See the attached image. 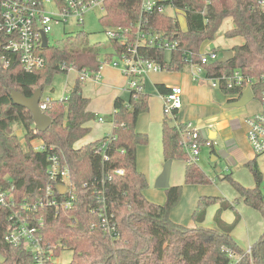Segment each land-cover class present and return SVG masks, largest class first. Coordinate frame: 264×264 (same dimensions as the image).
<instances>
[{"label":"trees","instance_id":"16d2710c","mask_svg":"<svg viewBox=\"0 0 264 264\" xmlns=\"http://www.w3.org/2000/svg\"><path fill=\"white\" fill-rule=\"evenodd\" d=\"M175 12L185 19L179 20L166 13L148 15V26L160 30L169 39L177 41L176 49L168 53L145 46L140 51L148 58L162 63L166 70H183L192 54L196 61L200 44L214 38L225 18H231L232 27L226 37H241L242 42L233 45V57L225 63L215 61L204 65L207 77L231 73L235 69L245 75L257 77L264 71V3L260 0H170ZM101 23L108 27H133L138 14V0H105ZM77 36H68L64 45L37 47L45 63L26 71L16 52L0 49V185H13L16 202L34 200L47 183L48 156L57 153L69 171L70 185L66 193L56 191L57 199L65 200L69 191L74 195L72 205L59 210L45 209L43 227L45 242L56 245L55 255L67 248L73 252L68 264H229L230 254L240 255L235 264H264V232L250 246V253L242 250L229 232L234 222L221 220V212L233 208V203L220 196L202 195L193 212V219L201 223L206 208L219 204L214 215L218 228L205 226L187 227L170 219L171 209L178 203L182 185L164 188L163 203L150 201L144 195L148 187L147 177L137 169V147L148 142L146 133L136 130L137 118L148 111L149 94L128 89L127 99L117 97L111 114L112 130L108 135L79 147L75 142L89 131L88 121L96 118L87 111L88 99L82 94L84 80L81 72L94 76L101 65L120 56L124 46L108 39L110 49L89 48L81 45ZM106 49L102 53L101 49ZM169 54L166 59L165 54ZM221 56V55H220ZM4 58V61H2ZM7 59V63L5 60ZM189 67V65H188ZM75 68L79 75L64 98H42L44 113L51 119L43 132L37 131L31 112L17 105L10 97V89L31 96L37 88L51 84L56 73H67ZM158 92L169 91L164 84H157ZM226 94L234 90L222 88ZM177 116V110H173ZM173 122L174 125H171ZM24 129L22 144L14 132V125ZM183 123H175L164 115L161 143L164 160L185 161L184 182L207 184L206 173L197 163L188 161V155L180 144ZM41 139L46 150H35L32 140ZM107 140L103 152L97 149ZM245 165L253 174L255 185L245 187L231 177V182L246 205L264 216V195L260 190L262 173L256 158ZM122 169L118 174L115 169ZM105 207L117 236L110 238L102 229L99 212ZM11 209L0 205V264H36L32 253L23 246H13L4 236L9 230ZM238 218V213H236ZM236 221V219H235ZM44 264H60L45 262Z\"/></svg>","mask_w":264,"mask_h":264},{"label":"built area","instance_id":"2783aa9c","mask_svg":"<svg viewBox=\"0 0 264 264\" xmlns=\"http://www.w3.org/2000/svg\"><path fill=\"white\" fill-rule=\"evenodd\" d=\"M49 2L53 4L55 10L46 8ZM104 2L105 0H0V49L3 52H16L19 55V62L26 71L38 68L45 63V58L36 50L37 47H42V32L47 36L53 24L66 22L70 18H74L77 24H81L87 10L96 7L104 12ZM260 2L264 3V0ZM169 8L175 10L170 0H138V14L133 27L106 28L107 38L118 41L124 46V52L120 56L106 63L121 71L127 80V89L142 91L141 78L143 76H147L150 72L166 70L162 63L148 58L140 51V47L145 46L168 53L176 49V40L169 39L160 30L148 26V15L167 14ZM219 57L217 51L212 48L208 52H198L196 61L190 53L187 61L189 68L197 71L193 74L195 79L198 77V72L203 71L205 78L210 81L213 88L223 90L224 87L234 90L227 94L229 101L238 100L243 92L250 88L252 98L246 104L253 100L256 101L258 111L245 115L243 106L235 107L242 109L235 117L241 116V122L245 126V137L253 153L256 155L264 153V71L257 77L245 75L238 69L231 73L207 77L204 65ZM2 59L4 61V58ZM7 62L6 59L5 63ZM97 74L98 72L94 77ZM87 77H90L88 73L81 72V79L85 81ZM182 103V88L178 85L169 87V91L163 94L164 114L171 117L176 124L179 122L173 110L180 109ZM40 107L42 110L45 107L41 99ZM183 124V128L180 129V144L188 155V161L197 163L204 148L211 150L219 148L207 133L203 132V129L213 125V122L200 120ZM106 143L107 140L102 142L97 151L103 152ZM32 146L39 151L47 148L41 139L36 142L32 140ZM122 171V169H115L118 174ZM59 185L66 187L63 193L68 191L69 171L55 152L48 156L47 183L41 194L34 200L23 199L16 202L13 185L9 188L0 185V205L11 209L9 217L11 226L4 238L13 246H23L28 249L36 264L53 262V257L56 256L54 252L56 245L47 243L44 239L45 209L55 207L57 212L65 210L72 205L75 198L69 191L65 200L57 199L56 191H59ZM101 209L99 217L102 229L110 238H115L117 236L116 227L105 213V207ZM246 252L250 253V247ZM230 257L232 261L229 264H235L240 259V255L236 254H230Z\"/></svg>","mask_w":264,"mask_h":264},{"label":"rangeland","instance_id":"374dc122","mask_svg":"<svg viewBox=\"0 0 264 264\" xmlns=\"http://www.w3.org/2000/svg\"><path fill=\"white\" fill-rule=\"evenodd\" d=\"M46 8L50 10H55L54 6L51 2L46 4ZM167 14L173 16L174 18L179 20V23L182 27L185 26V19L184 16L178 12H175L174 9L169 8L167 10ZM102 15V11L100 9L94 7L86 11L83 15V23L77 24L74 18L68 19L66 22H60L59 24H53L51 26L50 31L47 34L49 46H63L64 41H66L68 36H77L78 43L75 46H79L82 44L83 41L86 42V46L89 48L99 49L100 47H106V49H110L108 45V38L105 33V30L108 26H104L101 21L100 17ZM232 27V20L231 18H225L221 23L219 29L214 35V38L211 40H205L200 44L199 52H208L210 49H215L217 53L222 55V52L225 50L230 49L233 45L239 44L242 42L241 37H226L225 31ZM106 49H101L102 53L106 51ZM166 59H169V54H165ZM107 64V63H106ZM111 65V64H110ZM113 66V65H112ZM121 72V71H120ZM163 74H166L169 78L168 82L170 84H174L176 77L179 75L182 77L183 74H192L197 73L196 70L188 68V65L179 71H170V70H163ZM77 71L75 68H70L67 73H56L53 77L51 84L45 85L42 98H52V99H60L66 97L69 92V89L72 87L73 83L75 82ZM197 81L205 80L206 85H202L201 87L197 86L193 91L192 97V107L190 110V114L192 115L191 121L197 122L199 120H205L206 118L210 117L214 112L218 114L220 111H233L235 115L239 114L242 111L241 108H228L224 109L222 105L228 99V95L222 92L219 89H213L210 84L209 80H206L203 71L198 72ZM89 77L86 78V80ZM146 78V77H145ZM146 80V79H145ZM194 84H198L199 82L193 81ZM127 83L125 84V89H127ZM143 91L150 94L149 100V109L150 112L157 114L162 117L164 115V104L163 101L161 102L154 85L146 83L143 86ZM127 93H124V96L127 97ZM244 114L251 115L258 111V105L256 101H251L248 104L243 106ZM112 110L108 113H102V117L105 120H111ZM149 113H143L138 116L137 121L142 124L145 128L148 129L149 136V143L150 146V156L152 153H156L157 151L162 154V147H161V123H158L155 120V116L148 115ZM144 115L147 117L142 118ZM140 117V118H139ZM179 121V116L177 117ZM242 120L241 116L238 115L237 123ZM241 129V130H240ZM237 135L241 136L243 128H240ZM14 132L17 134L19 141L23 144L24 143V129L22 125L16 124L14 125ZM34 141V140H33ZM241 148L244 152L247 153L249 149L248 143L245 139L240 137ZM204 153L206 150L203 151ZM202 153V158L199 160L198 166L206 173L209 177L210 182L207 184H195L190 185L184 182V174H183V165L185 163L184 160L175 159L174 164L171 166V173H170V181H180V185H182V193L180 196V200L175 205L177 207V211H179L181 217L186 218L189 216L190 220L193 219L191 211V207L193 202L197 201L200 196L206 194L209 196H220L229 201H232L236 196V190L231 184V182L227 179H222V175L231 173V177L241 183L245 187H253L255 185V180L253 174L251 173L250 169L245 165V163L236 166L231 171L225 170V165L223 162L218 161L217 165L221 167L224 172L221 173L220 176H217L214 169L211 166V162L209 159L208 153L204 156ZM250 157V154L248 155ZM150 160V159H149ZM256 162L258 165L259 170L262 173V182L260 184V190L264 195V153L257 155ZM145 163V162H144ZM146 189V195L150 199V201L159 203L155 199H159L160 195L164 196L163 202L165 201V191L164 189H158L155 187L153 182H150ZM154 190L158 192V196L152 193ZM201 190L203 192H201ZM234 201V200H233ZM162 202V203H163ZM190 205V206H189ZM241 205H243L246 211L241 209ZM174 206V207H175ZM213 205L207 207L206 212L209 209H212ZM173 209V208H172ZM237 212L240 215V220L234 228V234L237 244L242 250H247L254 242L258 240L260 237L259 235L252 240V237L262 233L261 227L264 226V216L257 210L251 209L247 206L243 201L240 202L236 206ZM192 212V214L190 213ZM230 215L233 217L235 215V211L230 209ZM190 213V214H189ZM212 215L210 217V222H212ZM207 218V217H206ZM184 225V224H182ZM186 226V225H184ZM188 226V225H187ZM73 256V252L70 249H63L60 253L53 257V262H57L60 264H68Z\"/></svg>","mask_w":264,"mask_h":264},{"label":"crops","instance_id":"0c3cea01","mask_svg":"<svg viewBox=\"0 0 264 264\" xmlns=\"http://www.w3.org/2000/svg\"><path fill=\"white\" fill-rule=\"evenodd\" d=\"M162 72L163 71L150 72L147 76H143L141 78L143 86H144L145 82L154 85L156 93L158 94V97L160 98L161 102L163 101V94L158 92L157 84H164L167 88L174 86V85L180 86L182 88V101H183V103H182L181 108L177 110V117L179 116V119H180L178 122L185 123V122L191 121L192 115L190 114V110L192 107L191 102H192V97H193L192 96L193 91L197 86L201 87L202 85H206L205 84L206 81L205 80L197 81V79H195L193 74H192L193 76H191V74H183L182 77L180 75L178 77H176L174 84H170L168 82V80H169L168 76L166 74H163ZM78 75H79V73L77 72L76 77H75V81H76V78ZM193 81H196L199 83L194 84ZM74 83H73V85H74ZM126 83H127V80H126L125 76L120 72V70L117 67H114L108 63L101 65L97 76H95V77L90 76L87 80L84 81L83 86H82V94L84 97H86L88 99V104H87L86 109H87V111L95 114L96 118L91 120V121H88L86 123V125L89 127V131L81 139H79L77 142H75V147H79V146H82V145L87 144L89 142H92L94 140L100 139L101 137L108 135L111 132V130H112L111 120L103 119L101 114L111 112V110L113 111V103H114L115 98H117V97H122L124 99L128 98L129 91L125 89ZM213 89H216V88H213ZM124 93L128 94L127 97L124 96ZM41 97H42V95H41ZM228 99H229V97H228ZM228 99L222 105V107L224 109H228L227 107L224 106L227 102H229ZM149 100H150V94H149V99H148V106H149ZM144 113H149L148 115H150V116L154 115L155 116V120L158 123H161V132H162V119H163L165 114L162 115V117H161L157 114H154L153 112H150L149 108H148V111H146ZM141 114H143V113H141ZM144 117H147V115H144L142 118H144ZM139 120L136 122V130L139 132L146 133L147 137H148V142L145 145H139L137 147V151H136L137 169L146 175L148 184H151L150 182L156 181V178L161 173L165 160H164L163 152L161 154V152L159 153L157 151L155 154L152 153L150 156V154H149L150 153V146H148L150 133L148 134V129L145 128L144 126H142V124L139 123ZM236 120H237V118L235 117V114L233 111H226V112L220 111L219 114L217 112H214V114H212L210 117L203 120L204 122H208V123L213 122V125L203 129V132L207 133V135L215 142V144H217V146L219 148L218 149H212V150L209 148L208 149L204 148L201 151V155L199 156V158L197 160V165L199 163V160L202 158V155H203L202 153H204L203 152L204 150H206V152L204 153V156L206 155V153H208L209 159H210L212 154H215L217 156V159L214 162H212L210 160L211 166L214 169L217 176H220L221 173L224 172V170H222L221 167L217 165L218 161H221L224 163L226 171H231L236 166L243 164V163H246L247 161H250L253 158L257 157V155L253 153V151L250 148V145H249V143L245 137V126L243 125L241 120L239 121V123H237ZM240 128H243L241 136L236 134V132L241 130ZM240 137L245 139V141L249 145L250 150H248L247 153L244 152L241 148ZM38 140H40V139H35L33 142H36ZM161 147H162V144H161ZM249 154H250V157H248ZM174 162H175L174 160H171V166H172V164H174ZM217 168H219V171L217 170ZM184 171H185V163L183 165V174H184ZM170 173H171V169H170ZM179 183H180V181H174V182L170 181V176H169V186L170 185H178ZM154 185H155V183H154ZM190 185H195V184H190ZM158 189H164V188H158ZM150 191H152V190H150ZM201 192H203V191L201 190ZM152 193L155 195L158 192H155L153 190ZM144 195L146 196L147 199H149L146 195V189L144 190ZM156 195L158 196V194H156ZM204 195H206V194H204ZM165 198H166V195H165ZM163 199H164V196L160 195L159 199L154 198L153 200H156L158 202L160 201L159 203H162ZM233 200L232 201L227 200L228 202L233 203L234 207L224 209L221 212V220L225 223L234 222V226L230 230L229 234L232 237V239L236 242L235 239H237V238H235L234 228L240 220V215L237 212L236 206L240 202H242L243 199L240 198L238 193H237V196ZM197 202H198V199H197L196 203H195V201L193 202L192 207H191L192 212H194L196 205H197ZM212 207L213 208L209 209L208 212L205 211V217L201 223L196 222L194 219L190 220L189 216L187 218H186V216L181 217L179 211H177L176 206L173 207V209H171L169 216H170V219L172 221H174L178 224H181V225L182 224H184L186 226L188 225L187 227H193V226L201 225V226H205L208 228H218V226L216 225V223L214 221V215H215L216 210L219 207V204H213ZM245 208H247V207H244L243 205H241L242 210L246 211ZM230 209H233L235 211V215L233 217L230 215V212H229ZM251 209H253V208H251ZM191 211H190V213L192 214ZM236 213H238V218H236ZM211 215L213 216L212 222H210ZM192 216H193V214H192ZM235 219H236V221H235ZM261 230H262L261 232L263 233L264 232V226L261 227ZM262 233H259L255 236H253L252 240H255V238L258 235L261 236Z\"/></svg>","mask_w":264,"mask_h":264},{"label":"water","instance_id":"95a60500","mask_svg":"<svg viewBox=\"0 0 264 264\" xmlns=\"http://www.w3.org/2000/svg\"><path fill=\"white\" fill-rule=\"evenodd\" d=\"M48 46L47 36L44 32H42V47L46 48ZM233 57L232 50H225L222 52V55L219 58V62L225 63ZM42 95V88H37L31 96H25L21 92L10 89V97L13 102L17 105L25 107L28 109L34 121V126L37 131L43 132L47 129V127L51 123V119L48 115L44 113V111L40 107V99ZM252 98V93L250 88H247L241 98L234 101L227 102L224 106L227 108L232 107H242L244 106L250 99ZM171 125H174L173 122ZM217 159L215 154H212L210 160L214 162ZM170 169H171V160H167L164 162L163 169L161 173L158 175L155 181L156 188H167L169 186V176H170ZM219 171V168H217ZM59 191L61 193L65 192L66 187L59 185ZM4 258L0 254V262H3Z\"/></svg>","mask_w":264,"mask_h":264}]
</instances>
